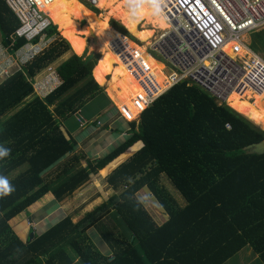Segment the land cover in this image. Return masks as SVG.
I'll use <instances>...</instances> for the list:
<instances>
[{"label": "trees", "instance_id": "1", "mask_svg": "<svg viewBox=\"0 0 264 264\" xmlns=\"http://www.w3.org/2000/svg\"><path fill=\"white\" fill-rule=\"evenodd\" d=\"M49 1L50 8L58 5L50 19L60 33H66L67 41L56 40L0 85V121L9 116L0 125V145L11 150L0 159V175L15 186L14 192L0 197V264H224L246 247L264 264V154L243 150L264 139V93L257 94L262 105L242 97L228 99L229 106L219 105L200 86L180 81L154 99L140 121L130 123V135L107 154L87 160L74 153L56 178L44 175L76 149V140L68 139L61 128L82 109L85 98L102 95L112 105L91 74L98 58L83 65L86 52L77 53L72 44L78 38L69 24L84 18L88 10L79 4L69 6L72 19L58 0ZM72 2L79 3L62 0L65 5ZM97 6L142 43L152 38L153 29H167L164 14L157 18L145 12L131 19L125 0H98ZM62 14L67 23L62 22ZM19 25L6 1L0 0V32L12 53L26 43L12 39ZM55 25L46 30L47 38L59 35ZM110 25L129 36L119 23ZM107 30L113 40L121 39L117 31ZM146 50L143 47L135 57L163 87L170 72L162 71ZM52 65L59 76L46 73L41 80L57 78L58 85L27 102L35 93V79ZM99 74L108 77L102 70ZM109 76L105 77L109 96L128 120L136 119L144 108L137 81L125 64L113 66ZM99 172H107L106 180L116 191L107 202L76 223L65 217L41 235L34 234L31 241L14 232L13 219L29 217L47 197L66 203L87 185L90 174ZM161 177L176 188L183 206L165 189ZM144 187L163 208L164 222L158 223L140 200ZM109 216L120 230L113 226L118 233L104 235L113 252L107 257L88 231L104 228Z\"/></svg>", "mask_w": 264, "mask_h": 264}, {"label": "built area", "instance_id": "2", "mask_svg": "<svg viewBox=\"0 0 264 264\" xmlns=\"http://www.w3.org/2000/svg\"><path fill=\"white\" fill-rule=\"evenodd\" d=\"M5 1L20 24L13 41L22 38L33 41L40 37L42 46L38 45L37 50L29 54L34 56L42 51L48 40L45 32L52 20L40 8L39 0ZM89 2L96 5L97 0ZM163 14L168 28L152 36L148 49L155 57L145 51L170 71L163 87L123 40L115 38L110 43V49L142 89L144 107L183 80L203 88L219 105H228L231 93L242 98H248L249 93H264V59L248 53L243 45L246 34L264 27V0H165ZM229 43L242 46L246 55H239L237 49L230 55L225 50ZM29 49H23L20 55ZM1 52L0 58L5 59V63L11 62ZM1 74H9L5 64H0ZM249 101L254 102V98Z\"/></svg>", "mask_w": 264, "mask_h": 264}, {"label": "rangeland", "instance_id": "3", "mask_svg": "<svg viewBox=\"0 0 264 264\" xmlns=\"http://www.w3.org/2000/svg\"><path fill=\"white\" fill-rule=\"evenodd\" d=\"M78 1L84 4L86 6V9L88 10V13L84 16V18H81L82 20L80 19L73 20L77 22V24H79L80 26H82L83 24L85 25L92 23L98 24L97 21L99 20V18L102 15L106 16V13H108L104 9H99L98 6L96 8L97 4L93 6L88 0H78ZM39 3L41 8L46 11L49 17L56 15L55 10L56 12L59 11L58 6L56 5H55L56 6L55 9L50 8V5L52 4L50 3L49 0H39ZM81 3L78 4L83 6ZM61 16H62V22L67 23L68 20L66 19V16L64 14H62ZM69 16L71 17L70 14ZM111 21H115L119 23L125 29V31L128 32L124 27V25H122L119 21L115 20L114 18H110V19L108 18V20L104 24L105 26L103 29V38L106 41V44L101 46V48L97 52V55L93 57V58L97 57L98 61L96 66L93 67L91 74L92 77L95 78L97 83L103 86V89L107 93L110 101L112 102V105H110L107 101H105L102 95H97V97L93 99L85 98V103L82 109L77 114L70 115L67 118V120L63 122L61 130L65 133V135L66 134L70 135L72 139L76 141L79 140L82 142L80 143V145L76 147L73 154L72 153L68 154L66 158L61 160V162H59L55 167L51 168L48 172L44 174L45 176H49V178H56L63 166V163L67 161L70 157H72L74 153H76V155L79 156L85 155L84 158H86L87 160L91 159L92 157L97 158V156L100 157L106 154L105 152H108L110 150L108 149L109 140L112 142L110 147L112 149L115 148L117 145H119L121 142H123V138L125 137V135L121 132H117L115 134L117 136H120V140L117 139V142L115 141V138L113 136L111 137H113L114 139L109 138L111 133H114V129L116 130V128L113 125V122L115 120H117V122L124 120L127 122H136V123L140 121L141 112H139L136 119L128 120L126 113L123 114L121 112L123 108L119 110L116 105L117 103L113 101V99L109 96V94H111V91L108 87V82L105 80V77L106 78L110 77L109 75L113 69V66L124 63L121 62L116 56V54L110 49V43L113 39L109 37L108 34L109 31L107 29L110 28V30L117 31L118 34H120L121 39L130 48V50L134 53L135 56L137 55L140 56L142 53V48L146 47L147 52L155 57V55L151 51H148V49L150 48V43L152 42V38H150L147 42L146 39H144L143 41L146 43H142L140 42V40H138L136 37L132 36L128 32L129 37L131 38L130 39L127 37L128 35L126 36L125 33L122 34L118 30L114 29L110 25ZM141 27L142 25L138 29H141ZM145 28L152 29L150 25H145ZM71 30H72L71 33L74 34L77 33L75 35L77 36L78 39L72 42V44L76 47L75 51L77 53L86 52L85 55H87L90 53L91 50H95L96 44L93 45V38L90 36L88 32L84 31L85 33H83V30L82 32L74 29ZM57 31L59 35L54 36L53 38L47 40V45L45 46L44 50L56 40H60L61 38H63L64 35L60 33L58 28ZM153 31H154L153 36L156 37L161 30L153 29ZM253 37L254 35L252 33H248L244 36L243 42L247 44L248 40L250 38L253 39ZM3 38L4 37H1L0 39L1 42H3ZM42 44L43 42L40 40V45L42 46ZM33 51L36 50L30 48L29 50H25V54L23 55H20V52L17 54L7 53V57L12 60V65H10L12 67L9 68V70L12 73L11 75H14L17 71L20 70L21 67H23L25 64L29 63L32 60V58H30L32 54L30 55L29 52H33ZM70 53H71L70 51L66 52L58 61L64 59ZM166 65L168 68V64ZM51 67L53 71H55L54 65H52ZM45 70H46L45 72H42L39 75V77L35 79L36 82V84L34 85L35 93L27 97V102H30L31 99L35 97V95L44 97L58 85L57 78L54 81L51 78H49L48 82L45 80H41V78L45 76L47 73V69ZM100 70L108 73V77L102 74L103 75V76L101 75L103 77L102 78L99 74ZM162 71L170 72L168 71V69L166 70L162 69ZM258 96L260 98L259 101H261L262 97L260 95ZM108 112H112V116L109 115L110 117L109 120L105 119V121H101L99 123V121L102 118H104ZM8 117L3 118L0 121V125H2L7 120ZM80 117L84 120V122L80 119ZM101 123H103L102 125L103 129L102 127H99ZM104 131L107 132L105 133ZM135 148H138V146H136ZM123 156H128V155L124 154ZM78 167H81V164L77 165V168ZM106 175L107 172L90 174V181L87 183V185L83 187L81 190H79V192H77V194L74 197L67 200V202L64 204H59L57 203L56 200L51 199L50 197L45 198L44 199L45 204L38 206L35 211H32L30 213L29 217H27L26 215H21L10 222L14 232L17 233L18 236L23 241H25L29 236L30 231H32L35 235H41L43 232L50 229L52 226H54L56 223L63 220L67 216H71L74 223L78 222L93 209L101 206L103 203L107 202L112 196L116 194V191L108 184L106 180ZM160 182L165 187V189L168 190L169 194H171L175 198L179 206H183L185 204L179 192L176 190V188L171 184V182L168 179H166L165 177H161ZM139 198L143 202L145 207L148 208V210L151 212L154 219L158 221V223L164 222V220L167 219V216L163 208L158 204L156 198L154 197V195H152V192H150L148 187H144L139 191ZM110 218L111 216L107 217L104 220L105 227L102 228L101 230L98 231L92 228L88 231V235L90 239L93 241V243H95L96 247L107 257L112 256L113 252L111 250V246L106 241H104V235H109L110 232L112 234H117L120 230L119 226L114 224L110 220ZM113 226L116 227V229H118V232L112 231ZM68 250L70 252V248H68ZM78 260L79 259L77 258L75 259V261L77 262ZM257 262L258 264H261L259 263L260 261ZM245 263L247 264V262H244L242 264Z\"/></svg>", "mask_w": 264, "mask_h": 264}, {"label": "crops", "instance_id": "4", "mask_svg": "<svg viewBox=\"0 0 264 264\" xmlns=\"http://www.w3.org/2000/svg\"><path fill=\"white\" fill-rule=\"evenodd\" d=\"M73 1V0H72ZM89 1V0H88ZM98 1V0H97ZM57 3L60 5V6H62V8H64V10H65V14H67V15H69L68 14V12H67V10L66 9H68L69 8V6H72V5H76V4H78V2H72L71 4H68V5H65V4H63L62 3V0H58L57 1ZM80 3V2H79ZM97 4V3H96ZM83 6H85L84 4H82ZM56 6H58V5H56ZM93 6H95V5H93ZM85 8H86V6H85ZM96 8H97V5H96ZM98 10V9H97ZM90 11V10H89ZM99 11V10H98ZM91 12V11H90ZM73 19V18H72ZM74 20V19H73ZM80 20H82V19H80ZM74 23L75 24H77V22H75L74 21ZM71 24H69V26H70ZM58 28V27H57ZM70 28V27H69ZM253 35H254V37H253V39H249L248 40V43L247 44H245V43H243V45L245 46L244 48L246 49V51L248 50V53H255V54H257V55H259V56H261L263 59H264V27H262L261 29H259V30H257V31H253V32H251ZM62 35H65L66 33H61ZM75 34H77V33H75ZM1 37H3V35L1 34V32H0V39H1ZM243 40H244V38H243ZM75 41V40H74ZM4 44V42H1V40H0V51H2L1 53H2V56H5V57H7V53H9V51H7L8 49H9V47L7 46V45H3ZM242 46H240V47H238V54L240 55V51L241 50H243V52H245V49H244ZM83 53V52H82ZM246 53V52H245ZM1 56V55H0ZM242 56H244V55H242ZM5 59H3V58H0V64L2 65H4L5 64ZM102 86V85H101ZM260 104H262L261 103V101H260V103H259V105ZM109 115H111L112 116V112H108L107 113V115L104 117V118H102L99 122H101V121H105V119H108L109 120ZM103 123H101L100 125H99V127H102V129H103ZM113 125H114V127L116 128V130L114 129V133H111V135H110V137L109 138H115V141L117 142V139L118 140H120V136H117V135H115L117 132H121V133H123L124 135H125V137L123 138V141L127 138V132H125V131H128V129H130V123L129 122H127V121H124V120H121L120 122H117V120H115L114 122H113ZM64 128V127H63ZM111 129V128H110ZM111 131V130H110ZM105 133L107 132V131H104ZM113 134V135H112ZM111 136H113V137H111ZM66 137L69 139L71 136L70 135H67L66 134ZM122 137V136H121ZM113 138V139H114ZM108 140V139H107ZM77 142V144L78 145H80V143L82 142V141H76ZM109 142V148L108 149H112V148H110L111 147V144H112V142L109 140L108 141ZM122 143V142H121ZM101 149V148H100ZM99 149V150H100ZM109 150V151H110ZM108 151V152H109ZM108 152H105L106 154L108 153ZM98 153V152H97ZM103 156V155H102ZM101 157V156H100ZM97 158H99L98 156H97ZM91 159H96V157H92ZM117 160V159H116ZM115 160V161H116ZM114 161V162H115ZM114 162L112 163V164H114ZM115 165H112V167H114ZM111 167V168H112ZM167 216V215H166ZM257 261H259V259H258V256L257 255H255L252 251H251V249L250 248H248V247H246V248H244V249H242L241 251H239L237 254H235L232 258H230L229 260H227L224 264H242V263H244V262H247V264H258V262ZM259 263H261V262H259ZM246 264V263H245Z\"/></svg>", "mask_w": 264, "mask_h": 264}, {"label": "clouds", "instance_id": "5", "mask_svg": "<svg viewBox=\"0 0 264 264\" xmlns=\"http://www.w3.org/2000/svg\"><path fill=\"white\" fill-rule=\"evenodd\" d=\"M164 4H165V0H125V7L128 10V12H129L130 18L133 19V20L137 19L138 17H140L145 12L147 14L152 15V16L157 17V18L161 17L163 15ZM52 24H53V22H52ZM120 33H122V32H120ZM37 38H39V41L37 43H34L35 39L33 41H27L26 40V43L21 48H19L16 53H12L10 51V49H8L7 51H9L10 54H17V53H19L20 51H22L23 49H26V48H32L33 50H37L38 45L40 46V40H41L40 37H37ZM47 39L49 40L51 38H47ZM43 51H44V49L42 51H39V52L35 53V55L33 56L32 60L34 59L35 56L41 54ZM9 60H11V59H9ZM10 65H12V60H11V62H6L5 63V67L8 69L9 74L8 75H6V74H1L0 75V85L7 78H9L11 76L12 73L9 70V68L12 67V66H10ZM47 76L48 77L49 76L56 77V76H59V75L56 73V71H53L52 67L50 66V67L47 68ZM147 107H144L143 110L141 111V113ZM129 123H133V122H129ZM129 131H130V129H128V131H127V133H128L127 135L128 136L130 135ZM77 146H78V144H77ZM10 151L11 150L9 148H6L3 145H0V159H3L5 157L9 156ZM14 191H15V186L10 182V180L4 175H0V197L7 196V195L11 194Z\"/></svg>", "mask_w": 264, "mask_h": 264}, {"label": "bare ground", "instance_id": "6", "mask_svg": "<svg viewBox=\"0 0 264 264\" xmlns=\"http://www.w3.org/2000/svg\"><path fill=\"white\" fill-rule=\"evenodd\" d=\"M41 8V6H40ZM42 9V8H41ZM43 10V9H42ZM44 12H46L45 10H43ZM48 15V14H47ZM108 20V17L107 16H101L99 18V20L97 21L98 24H95V23H92V24H83L82 26H80L79 24H71L69 27L70 29H74V30H77V31H80L82 32L83 30V33L85 32H88L90 34V36L93 38V40H96V47H95V52L97 53L98 50L101 48V46L105 45L106 44V41L104 40L103 38V29H104V24L105 22ZM168 28V26H167ZM85 31V32H84ZM90 31V32H89ZM238 47H240V45H237V44H233V43H229L225 50L230 54V55H233V51L234 49H237V52H238ZM240 55H246L245 52H243V50L240 51ZM160 67L162 69H166V68H163V65L161 63H159ZM249 99L250 98H254V102L255 104H258L260 103L259 101V97L258 95H253L252 93H249ZM239 97H242L241 95H238V94H235V93H231L229 96H228V99H231V98H239ZM262 105V104H260Z\"/></svg>", "mask_w": 264, "mask_h": 264}, {"label": "water", "instance_id": "7", "mask_svg": "<svg viewBox=\"0 0 264 264\" xmlns=\"http://www.w3.org/2000/svg\"><path fill=\"white\" fill-rule=\"evenodd\" d=\"M8 42L10 43L9 39H8ZM95 44H96V40H93V45H95ZM96 55H97V53L95 52V50H91L90 53L87 54L85 59L83 60V65H85L89 61H91L93 59V57H95ZM80 119L84 122V120L81 117H80ZM250 120H252V119H250ZM243 150L247 154H259V155L264 154V139L261 141H258V142L248 144L247 146L243 147ZM33 236H34V233L32 231H30L29 232V241L32 240Z\"/></svg>", "mask_w": 264, "mask_h": 264}]
</instances>
